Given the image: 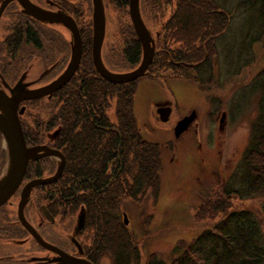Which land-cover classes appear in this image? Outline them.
<instances>
[{
    "label": "trees",
    "instance_id": "1",
    "mask_svg": "<svg viewBox=\"0 0 264 264\" xmlns=\"http://www.w3.org/2000/svg\"><path fill=\"white\" fill-rule=\"evenodd\" d=\"M110 1L113 4V1ZM215 2V0H141V12L142 3L150 14L153 11L156 15L163 16L165 10L168 12L167 18H163L164 20L159 23L156 21L159 27L156 31L158 50L146 75L135 82L117 85L103 79L93 63H84L72 80L56 93V98L52 102L51 114H55L53 120L58 124V128L62 129L58 137L59 144L64 149L71 146L76 149L63 151L67 153L65 155L69 162L60 183L63 186L70 183L93 185L95 188L100 184L105 189L91 191L86 206L88 222L94 228L95 238L104 244L102 257L105 256L103 253H106L112 264H142L143 257L139 244L134 239L133 230L126 226L124 218L122 219L126 212L122 213L118 206L124 199L122 194L135 200L150 193L156 197L159 173L162 169L159 146L143 137L135 116L134 102L138 81L143 78L156 80L159 78L158 73H167L172 76L171 79L195 80L200 87L210 84L213 75L204 81L199 75L201 68L205 65H214V58L218 54L217 41L228 31L231 22L230 14ZM128 3L129 0H120V6L115 8L120 10ZM164 5L167 8H162ZM252 7L257 8L261 18H264V0H253ZM142 16L148 24L143 12ZM116 24L119 25L118 18ZM128 28L130 30L128 43L130 41L132 46L127 47L126 57L134 70L142 59L141 44L131 23L128 24ZM152 31L157 34L153 29ZM106 67L112 69L110 65ZM152 72L156 74L151 75ZM174 74L177 77H173ZM259 78L257 86L261 92L260 115L254 124L250 144L242 156L245 172L240 182L245 186V194L231 187L226 178L222 182L218 181L216 189L206 195L194 216L196 221L194 226H199L202 230L197 231L193 238L178 241L169 262L157 254H151L145 259L144 264H264V233L260 222L247 210H238L234 207L236 198L249 199L264 195V71L259 73ZM116 89L118 92H115ZM110 103L116 108L118 121L113 125V133L106 131L102 134L96 132V135H89L90 131L73 132V135L64 133L69 130L88 129L86 122L91 118L80 116L86 106L103 107L96 113L102 112L101 118L105 122L112 120L106 115V109L111 107ZM48 105L49 103L46 104ZM67 138L70 144L67 143ZM92 138H99L102 148L96 150L88 161L82 156L84 157L85 143ZM117 157L120 158V166L119 170H115V176L107 177L94 173L109 160ZM71 169L75 174L73 176L70 173ZM111 180H114V183ZM209 220L211 222L206 223ZM94 244L93 247L97 250L99 248L97 245L100 244L96 241ZM102 257L95 263L101 264Z\"/></svg>",
    "mask_w": 264,
    "mask_h": 264
},
{
    "label": "rangeland",
    "instance_id": "2",
    "mask_svg": "<svg viewBox=\"0 0 264 264\" xmlns=\"http://www.w3.org/2000/svg\"><path fill=\"white\" fill-rule=\"evenodd\" d=\"M215 1L230 14L231 22L228 31L217 41L218 54L214 65L201 68L199 75L204 81L213 75L210 84L200 87L195 80L171 79L167 73H158L159 78H143L136 88L134 112L138 126L147 141L159 146L162 159L158 195L153 197L150 193L135 200L122 194L124 199L118 206L122 213L128 215L129 227L141 250L142 264L151 254L169 262L178 241L193 238L197 231L202 230L194 226V216L206 195L216 189L218 181L226 178L231 187L245 194V186L240 182L245 172L242 156L260 115L261 92L258 86L259 73L264 71V18L257 8L252 7L253 0ZM104 2L109 14L106 55L113 59L109 65L115 72H130L132 65L126 57L127 47L132 46L130 41L128 43V24H132L129 3L117 13L110 0ZM83 6L92 11L91 0H83ZM142 12L154 31L159 29L156 21L159 23L168 16L166 10L163 16L153 11L148 13L143 3ZM6 23H0V40L7 29ZM45 42L47 46L48 40ZM116 46L120 52L113 58ZM2 51L0 43V69L11 83L18 80L21 67L30 68L34 63L30 48L24 52L26 58L21 64L3 58ZM140 55L142 57L141 51ZM33 68L36 76L47 66L40 61ZM155 74L152 72L151 75ZM110 105L106 115L117 116L114 104ZM165 106H172L173 111L167 121H162L158 108ZM192 111L197 112L195 122L180 138H176V124ZM234 207L250 212L260 222L264 233V195L236 198ZM102 245L100 247L104 249ZM103 255L101 264H112L110 257L106 253Z\"/></svg>",
    "mask_w": 264,
    "mask_h": 264
},
{
    "label": "flooded vegetation",
    "instance_id": "3",
    "mask_svg": "<svg viewBox=\"0 0 264 264\" xmlns=\"http://www.w3.org/2000/svg\"><path fill=\"white\" fill-rule=\"evenodd\" d=\"M28 1L50 15L61 13L71 17L76 22L82 39L80 67L84 63H93L94 65L93 0H91V12L89 11L90 9H86L88 8V4L86 8L83 6V0ZM112 1L114 8L120 6V0ZM116 12L119 13V10L116 9ZM108 16L109 14L106 11L107 24ZM4 21H7V29L0 40L3 46L2 57L9 59L11 62L15 61L21 64L26 58L24 57V52L27 51V48H30V50H33L31 52H33L32 58L34 63L30 68H27V66L21 67L19 69L20 74L18 75V80L12 83L5 77L4 72L0 69L1 95L12 97L13 94H18L19 92L22 93L46 87L63 74L73 56V35L68 27L62 23H44L43 21L25 14L24 8L18 0H0V23ZM144 22L146 23L145 20ZM146 25L156 40L158 32L155 31L157 33L155 34L149 24L146 23ZM106 27H108V25ZM107 35L108 32L106 28V37L102 47V58L105 66L113 62V59H110V57L106 55L107 46L105 42L107 40ZM46 40H48L47 46L44 44ZM119 52V46L114 47L113 58L115 55L118 56ZM131 54L133 53L131 52ZM40 61L44 63L47 68H44L35 76L33 67L36 63H40ZM127 62L129 63V61ZM1 63L5 64L3 61ZM110 71L115 72L112 69H110ZM62 89L57 92H60ZM56 93L51 97L46 96L40 99L24 100L18 105L19 119L27 147H45L50 151H59L65 158V166L62 176L58 181L32 187L29 195L23 199L26 186L36 180L53 178L61 160L56 156H45L43 154H45L46 151H40L39 154L42 157L29 162L19 188L10 200L0 207V264H60L58 260L59 255L52 250L42 247L22 225L19 219V207L22 200L25 205L24 217L26 221L48 244L57 247L71 257L84 259L93 264H96L95 262H97L98 258L102 257L101 247L97 245L99 247L97 250L93 247L95 241L98 244H101V241L96 240L94 228H92L90 222H88L86 203L90 200L89 195L91 191H104L105 189L100 184L95 188L93 185L70 183L63 186L60 183L63 176L66 174L65 170L69 162L66 156L67 153L65 152V155L63 151L66 149L71 150L74 146L64 149V147H61L59 144L58 137L60 132L62 133V129L60 130L58 124L53 120L55 114H51L53 110L52 102L56 98ZM45 102L49 103V105L46 106ZM168 105H170V103H168ZM170 107L171 106H165L159 109L168 110ZM89 108L90 106H86L85 111H81L80 114L81 117L86 116L91 118L86 122L88 129L81 128L76 129L77 131L69 130L64 133H69L70 135H73V132L83 133L85 131H90L89 133L87 132L89 135H96V132L102 134L105 133V131L113 133V125L118 122L116 120V115H110L112 120L105 122L101 118L103 113H96L103 107L100 106L95 109V107L91 106V108ZM41 109L43 111H41ZM22 110L23 113H21ZM161 116L162 115L159 117L161 118ZM95 117L97 119H93ZM165 117L166 115L164 114L161 119ZM71 124H73V122ZM109 135L110 134H108V136ZM70 141H72V137ZM67 143L70 144L68 138ZM84 148L85 152L83 151V155L85 158L83 156L82 158L90 161L89 159L92 154L99 148H102V145H100L99 138H92L85 143ZM8 161V146L0 132V180L7 172ZM118 166H120L119 157H117V159H111V161L109 160L105 165H102L99 170H97V173L94 171V168L92 172L94 171V173L98 175L104 174V176L113 177L115 176V170H119ZM70 173L72 176L75 175L72 169ZM111 182L114 183V180H111ZM82 217L83 225L78 230ZM57 260L58 262H56Z\"/></svg>",
    "mask_w": 264,
    "mask_h": 264
},
{
    "label": "water",
    "instance_id": "4",
    "mask_svg": "<svg viewBox=\"0 0 264 264\" xmlns=\"http://www.w3.org/2000/svg\"><path fill=\"white\" fill-rule=\"evenodd\" d=\"M23 8L24 13L32 16L35 19L43 21L44 23L58 24L62 23L68 27L73 35V56L70 64L67 66L63 74L54 82L37 90L26 91L22 93L13 94L12 97H7L0 94V132L2 133L9 151L8 168L5 176L0 180V207L3 206L19 188L26 173L30 161H35L42 157L39 152L46 151L45 156H56L60 158V165L53 178L46 180H36L29 183L23 193V199L29 195L30 189L39 184H49L59 180L65 166V158L59 151H50L45 147L28 148L22 130V126L18 114V105L21 101L28 99H40L46 96L51 97L54 93L62 89L75 76L80 67L82 55V39L76 25V22L69 16L61 13L48 14L39 8L32 5L28 0H18ZM141 0L129 1V14L134 26L136 35L142 46V60L139 66L130 72L116 73L110 71L104 64L102 58V47L106 37L107 18L103 0H93L94 15H93V60L94 65L99 75L106 81L122 85L129 84L144 77L152 65L156 54V40L151 31L144 22L141 7ZM160 115H166L162 121H167L171 114V109L161 110ZM165 112V113H164ZM23 113V110L21 111ZM162 113V114H161ZM164 113V114H163ZM197 112L193 111L189 116L181 119L175 126V136L180 138L195 122ZM24 201L22 200L19 207V219L22 225L32 234L37 242L44 248L52 250L59 255L60 264H93L90 261L74 258L63 251L48 244L44 239L34 230L24 217ZM124 224L130 225L127 213L123 214ZM83 225V217L80 219L78 230ZM81 249V248H80ZM58 260L56 262H58Z\"/></svg>",
    "mask_w": 264,
    "mask_h": 264
}]
</instances>
